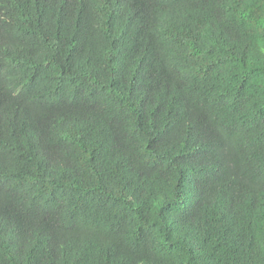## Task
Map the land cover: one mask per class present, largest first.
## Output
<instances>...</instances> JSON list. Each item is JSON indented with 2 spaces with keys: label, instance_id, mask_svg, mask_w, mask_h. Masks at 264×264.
Segmentation results:
<instances>
[{
  "label": "trees",
  "instance_id": "16d2710c",
  "mask_svg": "<svg viewBox=\"0 0 264 264\" xmlns=\"http://www.w3.org/2000/svg\"><path fill=\"white\" fill-rule=\"evenodd\" d=\"M0 264H264V0H0Z\"/></svg>",
  "mask_w": 264,
  "mask_h": 264
}]
</instances>
